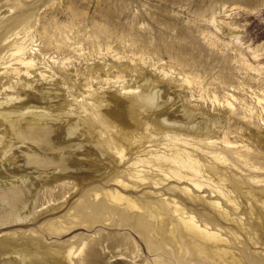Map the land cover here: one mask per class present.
Listing matches in <instances>:
<instances>
[{
    "label": "rangeland",
    "instance_id": "374dc122",
    "mask_svg": "<svg viewBox=\"0 0 264 264\" xmlns=\"http://www.w3.org/2000/svg\"><path fill=\"white\" fill-rule=\"evenodd\" d=\"M20 45L28 76L10 55ZM263 98L264 0H0V193L18 187L29 204L0 226V264L264 263ZM5 115L51 131L63 169L29 164L55 154L16 139ZM176 150L197 177L156 170ZM175 204L217 241L188 233Z\"/></svg>",
    "mask_w": 264,
    "mask_h": 264
},
{
    "label": "bare ground",
    "instance_id": "6f19581e",
    "mask_svg": "<svg viewBox=\"0 0 264 264\" xmlns=\"http://www.w3.org/2000/svg\"><path fill=\"white\" fill-rule=\"evenodd\" d=\"M25 47L20 45L17 47L14 51L11 52V56L15 57L17 60V63L24 67L25 75L28 76L29 70L35 66V63L33 59L28 58L27 56L24 57L26 54L24 52ZM16 71V69H15ZM18 73V71H17ZM106 80H114V77L111 75V71L107 70L106 72ZM164 76L169 75L167 71L163 70ZM42 77L43 74H40ZM117 79H119V76H117ZM185 80H187L185 78ZM118 82V80H116ZM147 81V79H146ZM121 82H123L121 80ZM10 88V86H9ZM123 89H126V86H122ZM128 89V90H127ZM127 92L133 91L132 89L127 88ZM158 90H154L151 94H148L144 98V102L150 106V107H156L159 104V99L157 96ZM160 94V93H159ZM15 100L13 97L8 98V102H11ZM260 99H258V102ZM262 102L264 104V98L262 99ZM227 104L230 106V103L227 102ZM7 123L10 124L12 127L11 130L15 136L16 139H18L20 142L25 143H33L35 145H42L44 148L48 150H52L55 154V156L51 158L46 157H36L34 154H27L26 158L29 164L33 165L35 169H42V170H48V169H54V170H62L63 169V161L60 157V149L56 146H53L52 139L50 136L51 131H47L44 125L40 123L38 119L35 118H10L9 115L4 116ZM74 129V126L72 125L70 127V130ZM223 143L225 145L231 144V142L227 138L222 139ZM119 159L122 161L125 159V153L124 150L121 149L118 151ZM157 161L166 162L173 166V169H170L167 173H164L162 168L160 166H156V170H159L161 173H163L164 179H170L173 178L174 180L180 182L183 181L185 178H187V175L185 174V171L190 172L192 174V177H197L199 175V169L196 166L198 161L193 159L191 155L188 152L180 153V151L176 150L174 153L170 155H166L165 153L157 154L156 156ZM142 165V166H148L150 169L154 168V164H151L150 161L146 159H138L133 165ZM122 177L118 176L115 178V186H127L124 180L121 179ZM164 179H158L154 183L155 185H158L163 181ZM145 178L142 176H139V182L144 183ZM25 181H22L24 183ZM193 188L195 191L199 192L201 191V188L203 187V184L198 181H193ZM190 190L185 187L183 188L184 193H190ZM217 194L220 196H224V194L219 191L215 190ZM21 196V190L18 187H11L9 186L7 191L5 193H0V226H5L9 224H15L24 222L29 217V204L28 202H23L20 198ZM111 202L118 206L124 205L125 208L130 213H136L140 211V206H138L135 202L131 201L128 197H126L124 194H120L119 192H116L115 194H110ZM213 206L219 208L220 203L218 201H214ZM175 213L179 215V220L181 221L184 229L192 234L193 236L205 240V241H217V234L216 232L209 231V229L206 226H201L197 223L195 217L193 215H185L181 208L178 207L175 204ZM72 254V251H69V256ZM264 264V263H262Z\"/></svg>",
    "mask_w": 264,
    "mask_h": 264
}]
</instances>
